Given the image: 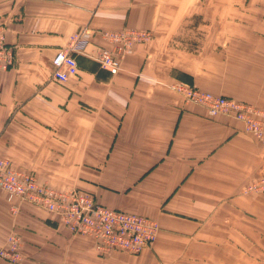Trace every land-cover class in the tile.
Listing matches in <instances>:
<instances>
[{
  "label": "crops",
  "instance_id": "crops-1",
  "mask_svg": "<svg viewBox=\"0 0 264 264\" xmlns=\"http://www.w3.org/2000/svg\"><path fill=\"white\" fill-rule=\"evenodd\" d=\"M251 1L250 31L241 34L234 22L229 35L228 0H0V23L15 53L14 66L0 72V159L51 189L89 194L160 227L136 259L99 257L93 239L0 190V247L16 229L25 264H52L55 247L59 264H226L206 253L221 252L235 236L237 259L248 237L246 264H264V193L248 190L264 176V140L240 121L209 117L171 89L181 81L264 108V0ZM196 19L217 27L215 36L200 51L175 44L179 29L196 27ZM84 28L93 31L91 54L111 49L100 32L152 36L116 75L76 55L78 75L56 81L55 54Z\"/></svg>",
  "mask_w": 264,
  "mask_h": 264
},
{
  "label": "built area",
  "instance_id": "built-area-1",
  "mask_svg": "<svg viewBox=\"0 0 264 264\" xmlns=\"http://www.w3.org/2000/svg\"><path fill=\"white\" fill-rule=\"evenodd\" d=\"M6 32V26L0 23V72L9 70L15 63L14 49L7 43ZM92 33L86 28L78 31L57 51L52 61L53 79L65 83L78 75L76 55H87L102 69L116 75L121 70L123 59L133 52L137 44L148 42L152 36L149 31L135 29L100 32L102 39L110 43L111 49L100 47L91 54L88 50ZM171 89L181 94L187 102L202 107L209 117L222 115L240 121L247 133L264 140L263 109L200 91L181 81L173 82ZM0 190L21 202L58 215L73 234L93 239L97 253L102 256L114 252L139 255L152 247L160 229L154 219L105 207L95 202L89 194L77 190L58 194L39 183L35 174L17 170L6 158L0 159ZM248 190L263 191L264 177Z\"/></svg>",
  "mask_w": 264,
  "mask_h": 264
},
{
  "label": "rangeland",
  "instance_id": "rangeland-1",
  "mask_svg": "<svg viewBox=\"0 0 264 264\" xmlns=\"http://www.w3.org/2000/svg\"><path fill=\"white\" fill-rule=\"evenodd\" d=\"M228 1H229V11H228L229 26L227 29L228 34L230 35V34L235 33V28H231V26H230L231 23H234V22H238L241 24V28H240L241 34L242 33L244 34L245 32L250 31L251 18H252V1L251 0H244V2H241L242 8L238 9V11L235 9H231V5L233 3V0H228ZM194 24L196 25V27H194V28H190V29L181 28V29H179V34L175 37L176 38L175 44L178 45V43L181 44L182 42H184V43H187V45H185L187 48H191L193 50H199L200 51L205 45L204 39L208 36V38L210 37V40H211L216 34L217 27L213 26V24H212L211 27L206 28L203 26V22L199 21V19H196V22H194ZM198 24H200V25L198 26ZM238 32H239V29H238ZM224 97L229 98V99H234L237 101H241L242 103L249 104V105H251L257 109H263L264 110V108L253 105L250 102L245 101V100H240V99L238 100V99H235L233 97H227V96H224ZM244 128H245V126H244ZM260 141H263V140H260ZM52 190L57 192L58 194H65L66 192L71 191V190H69V191H58L55 189H52ZM253 193H264V190L263 191L262 190H258V191L255 190V191H253ZM9 198L13 199L15 197H12L9 195ZM14 206L15 205H13L10 208V210L12 212V210L14 209V212H12V215L16 216L19 212V209L17 207H14ZM48 214L54 216L55 219H57L59 221V224H62L65 228H67L72 233V231L66 225H64L62 219L58 215L52 214V213H48ZM131 214H133V213H131ZM74 235H76V234H74ZM24 244H25L24 237L22 236V234L20 232H18L16 229H14L12 232L9 233L4 245H2L0 247V261L3 262V264H25L26 259H25V252L23 249ZM243 244H244L243 256H241L240 255L241 253H240L239 254L240 257L238 259L236 257L237 252H236V237L235 236H229L227 243L224 246H222L220 249L218 248L221 252L212 251L211 253H206V254H208V256L211 257L210 258L211 260H223V261H226V264H237L239 261L240 262L244 261V264H246V262L250 258L249 257V253H250L249 250L252 249V243H251V240L248 239V237H247V238H245V241L243 242ZM212 247L216 248L215 246H212ZM55 248L57 250H59L58 247H55ZM13 249H16V251L14 252ZM56 249H53V251L50 252L52 254V257L50 258L53 261L52 264H59V260H61V255ZM112 254H118V255L120 254V255L128 256L129 258H132V259H136L135 257H139V255H141V254H139V255L133 256V255H130L128 253H120V252H114ZM112 254H110V255H112ZM97 255L99 257H104V258L109 256V255L102 256L100 254H97ZM12 257L14 258V260H12ZM242 257H243V259H241ZM33 261H34V264H51V263L46 262L44 260H38L37 258H35ZM68 263L72 264L70 262H68ZM171 263L174 264L175 262H171ZM171 263L165 262V264H171ZM81 264H85V263H81ZM88 264H91V263H88Z\"/></svg>",
  "mask_w": 264,
  "mask_h": 264
},
{
  "label": "trees",
  "instance_id": "trees-1",
  "mask_svg": "<svg viewBox=\"0 0 264 264\" xmlns=\"http://www.w3.org/2000/svg\"><path fill=\"white\" fill-rule=\"evenodd\" d=\"M76 57V56H75Z\"/></svg>",
  "mask_w": 264,
  "mask_h": 264
}]
</instances>
